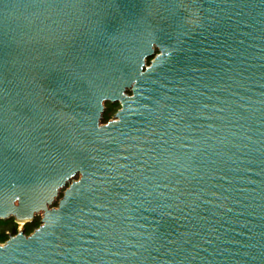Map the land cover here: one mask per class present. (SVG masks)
<instances>
[{
	"label": "water",
	"instance_id": "1",
	"mask_svg": "<svg viewBox=\"0 0 264 264\" xmlns=\"http://www.w3.org/2000/svg\"><path fill=\"white\" fill-rule=\"evenodd\" d=\"M36 217L0 264H264V0H0V221Z\"/></svg>",
	"mask_w": 264,
	"mask_h": 264
},
{
	"label": "trees",
	"instance_id": "2",
	"mask_svg": "<svg viewBox=\"0 0 264 264\" xmlns=\"http://www.w3.org/2000/svg\"><path fill=\"white\" fill-rule=\"evenodd\" d=\"M106 120V119H105ZM14 223V220H9V221H0V227H4V228H11V234L12 235H16L17 234V225L14 223L13 226H11V224ZM41 225V218L37 217L34 222H32L31 224H27L25 226V232L27 235H30L31 232H33L34 230H36L37 228H39ZM11 226V227H10ZM8 240V237L6 235V233L4 232L3 234H0V242H5Z\"/></svg>",
	"mask_w": 264,
	"mask_h": 264
},
{
	"label": "rangeland",
	"instance_id": "3",
	"mask_svg": "<svg viewBox=\"0 0 264 264\" xmlns=\"http://www.w3.org/2000/svg\"><path fill=\"white\" fill-rule=\"evenodd\" d=\"M117 109H118V108H114L113 110H110L109 113L106 115V120L111 119V118L113 117V115L116 113ZM14 223L17 225V230H18V227H21V225H20L19 223H16L15 220H14ZM14 223H12L11 226H13ZM11 226H10V227H11ZM4 232L6 233L7 237H9V235H12V234H11V228H4V227L1 228V227H0V234H1V233L3 234ZM32 233H33V232H31L30 235H31ZM7 241H8V240H7ZM7 241H5V242H0V244H5Z\"/></svg>",
	"mask_w": 264,
	"mask_h": 264
},
{
	"label": "flooded vegetation",
	"instance_id": "4",
	"mask_svg": "<svg viewBox=\"0 0 264 264\" xmlns=\"http://www.w3.org/2000/svg\"><path fill=\"white\" fill-rule=\"evenodd\" d=\"M114 108H118L117 111H116V113L113 115V117H112L111 119L105 121V119H106V115L109 113L110 110H113ZM119 109H120V106H119V105H116V106H107L106 111H105V114H104V116H103V117H104V119H103V123L106 124V123L110 122L111 120H113L114 117H115V115H116L117 112L119 111ZM36 218H37V217H36ZM36 218H35V219H36ZM35 219H34V220H35ZM34 220H33V222H34ZM25 226H26V225H25ZM25 226H23L22 232H24V234L27 235L26 232H25ZM17 234H18V231H17ZM17 234H16V235H17ZM16 235H9L8 240H9L11 237L16 236Z\"/></svg>",
	"mask_w": 264,
	"mask_h": 264
},
{
	"label": "bare ground",
	"instance_id": "5",
	"mask_svg": "<svg viewBox=\"0 0 264 264\" xmlns=\"http://www.w3.org/2000/svg\"><path fill=\"white\" fill-rule=\"evenodd\" d=\"M26 222V220H19V224L23 225Z\"/></svg>",
	"mask_w": 264,
	"mask_h": 264
},
{
	"label": "built area",
	"instance_id": "6",
	"mask_svg": "<svg viewBox=\"0 0 264 264\" xmlns=\"http://www.w3.org/2000/svg\"><path fill=\"white\" fill-rule=\"evenodd\" d=\"M22 229H23V226L22 225H21V227H18V233L22 232Z\"/></svg>",
	"mask_w": 264,
	"mask_h": 264
}]
</instances>
